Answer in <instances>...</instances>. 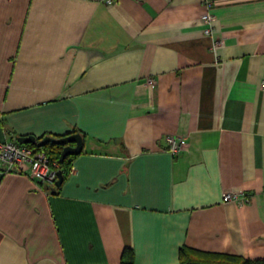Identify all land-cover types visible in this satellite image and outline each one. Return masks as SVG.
<instances>
[{
    "label": "crops",
    "instance_id": "crops-1",
    "mask_svg": "<svg viewBox=\"0 0 264 264\" xmlns=\"http://www.w3.org/2000/svg\"><path fill=\"white\" fill-rule=\"evenodd\" d=\"M204 9L0 0V140L83 137L54 191L0 171V264L264 256V0Z\"/></svg>",
    "mask_w": 264,
    "mask_h": 264
},
{
    "label": "built area",
    "instance_id": "built-area-1",
    "mask_svg": "<svg viewBox=\"0 0 264 264\" xmlns=\"http://www.w3.org/2000/svg\"><path fill=\"white\" fill-rule=\"evenodd\" d=\"M110 6L115 0H99ZM212 0H204L205 9L201 13V22L205 35H210L213 30V13L211 11ZM217 43H213L216 47ZM149 79L148 82H152ZM264 86V82L261 84ZM167 149L176 155L182 149V139L176 134H167ZM59 163L57 160L49 159L43 150H35L26 143L19 142L16 138H6L0 140V171L1 172H22L26 173L39 188L47 192L54 191L57 187V171ZM68 172H72V166ZM247 194H237L235 192H225L222 196L223 201L227 200H248Z\"/></svg>",
    "mask_w": 264,
    "mask_h": 264
},
{
    "label": "trees",
    "instance_id": "trees-1",
    "mask_svg": "<svg viewBox=\"0 0 264 264\" xmlns=\"http://www.w3.org/2000/svg\"><path fill=\"white\" fill-rule=\"evenodd\" d=\"M68 133L69 132H67V134ZM26 145L33 147L35 150H43L48 155L49 159L57 160L59 163L58 170L61 171V174L64 178L70 167L71 158L73 155H68L63 159V161H59V154L63 144L47 142L41 146L30 143H26ZM55 189H57V187ZM132 261L133 250L129 247L124 248L121 255L120 264H132ZM179 264H264V256L251 259L229 254H208L197 258L194 257V255L191 256L181 250Z\"/></svg>",
    "mask_w": 264,
    "mask_h": 264
},
{
    "label": "water",
    "instance_id": "water-1",
    "mask_svg": "<svg viewBox=\"0 0 264 264\" xmlns=\"http://www.w3.org/2000/svg\"><path fill=\"white\" fill-rule=\"evenodd\" d=\"M21 143H31L37 146H41L47 142H52L56 144H63L60 154L59 161H63V159L68 155H74L79 153L83 147V137L80 132L74 131L62 136H53L50 134H45L40 138H37L33 134L19 135L16 138ZM63 180V176L61 171H57V180L55 182L56 186H60Z\"/></svg>",
    "mask_w": 264,
    "mask_h": 264
}]
</instances>
